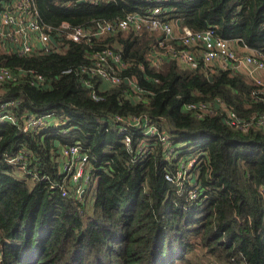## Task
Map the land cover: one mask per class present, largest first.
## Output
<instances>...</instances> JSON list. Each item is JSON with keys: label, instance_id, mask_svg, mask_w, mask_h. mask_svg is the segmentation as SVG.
Returning a JSON list of instances; mask_svg holds the SVG:
<instances>
[{"label": "trees", "instance_id": "16d2710c", "mask_svg": "<svg viewBox=\"0 0 264 264\" xmlns=\"http://www.w3.org/2000/svg\"><path fill=\"white\" fill-rule=\"evenodd\" d=\"M9 1L0 0V9ZM35 4L47 23L90 26L151 6L149 0ZM165 10L177 30L212 27L220 37L240 38L264 55V0H169ZM158 36L131 29L104 35L91 48L66 40L57 53H0V66L46 78L34 86L23 73L0 100H18L20 115L51 112L59 120L36 134L0 124V264H264V128L242 131L220 114L199 118L183 108L220 97L246 118L263 112L264 104L253 100L255 87L243 73L212 71L201 62L183 68L167 58L151 65L149 51ZM107 46L131 62L121 76L138 79L141 100L125 98L129 86L121 81L95 101L80 77L63 73L88 64L89 50ZM116 113L147 115L183 145L185 155L201 153L203 162L194 170L202 188L197 200L164 179L177 162H164L156 139L136 130L130 148L125 145L112 119ZM143 138L153 146L148 156L135 151ZM76 142L91 164L80 196H62L47 180H35L8 161L23 151L33 160L29 168L60 181L57 151Z\"/></svg>", "mask_w": 264, "mask_h": 264}, {"label": "built area", "instance_id": "2783aa9c", "mask_svg": "<svg viewBox=\"0 0 264 264\" xmlns=\"http://www.w3.org/2000/svg\"><path fill=\"white\" fill-rule=\"evenodd\" d=\"M168 1L149 0L151 6L143 13H128L125 17L113 21H94L90 26L72 24L65 20L58 24L47 23L39 17L35 0H10L0 9V53H15L24 57L57 53L64 49L66 40L83 43L91 48L94 41L104 35L131 29L136 31L145 29L159 35L149 51L151 65L158 67L162 60L167 58L178 60L183 68H195L201 62L212 71L243 73L254 81L251 82L255 87L252 92L253 100L262 101L264 104V55L256 49L249 48L240 38L226 40L220 37L212 27L202 31H192L187 27L177 30L173 22L166 19L165 6ZM87 58L90 60L88 64L72 66L63 70V73L80 77L93 100H102L104 98L102 92L121 81L129 86L125 98L135 101L143 98L138 79L135 76L130 78L121 76V72L131 62L123 61L119 51L108 46L91 49ZM241 63H244V70L240 68ZM23 73L29 76L30 85L39 86L45 82V76L33 70L13 71L10 67L0 66V94L8 89V85L17 83L16 80ZM18 106L19 101L16 99L0 100V124H13L24 133L35 134L49 126L59 125L54 113L29 112L20 115ZM183 108L199 118L220 114L225 124L242 131L264 128V111H254L245 118L230 109L220 97L191 101ZM112 119L118 125L120 134L124 135V143L129 148L132 144L130 135L136 130H141L151 140L156 139L162 146L161 156L164 162L167 165L177 162L173 172L166 171L164 178L175 182L178 189L185 187L189 200L199 198L202 188L196 181L198 174L194 170L196 164L200 165L203 162L201 153L185 155L183 145L175 144L167 130L147 115L124 116L116 113ZM136 145V154L144 155L150 152L149 149L153 150L152 144L145 138ZM8 161L35 180H47L51 187L59 189L62 196L70 195L72 192L80 196L91 174L88 154L78 142L60 146L57 151L55 161L58 164L60 181L50 182L47 175L39 174L36 168H29L28 165L33 160L31 158L28 160V155L23 151L17 152Z\"/></svg>", "mask_w": 264, "mask_h": 264}, {"label": "rangeland", "instance_id": "374dc122", "mask_svg": "<svg viewBox=\"0 0 264 264\" xmlns=\"http://www.w3.org/2000/svg\"><path fill=\"white\" fill-rule=\"evenodd\" d=\"M19 56H21V55H19ZM240 68L242 69V70H244V63H241L240 64ZM247 77L249 78V80L252 82V83H254V81L247 75ZM161 134H163V133H161ZM179 146L181 145V144H178ZM149 151H151L150 149H149ZM145 156H148L149 155V153H146V154H144ZM90 176H91V174H90ZM165 179V178H164ZM166 180V179H165ZM166 181H168V180H166ZM169 183H171L175 188H177V192H186L187 193V197H188V192H187V189L184 187V188H181V189H178V187H177V185H176V183L175 182H170V181H168ZM83 193V192H82ZM82 195V194H81ZM203 264H210V262H204Z\"/></svg>", "mask_w": 264, "mask_h": 264}, {"label": "water", "instance_id": "95a60500", "mask_svg": "<svg viewBox=\"0 0 264 264\" xmlns=\"http://www.w3.org/2000/svg\"><path fill=\"white\" fill-rule=\"evenodd\" d=\"M176 24H177V26L179 25V21H176ZM51 40L52 41H54V39L53 38H51Z\"/></svg>", "mask_w": 264, "mask_h": 264}]
</instances>
